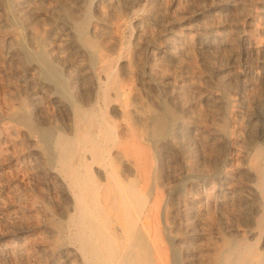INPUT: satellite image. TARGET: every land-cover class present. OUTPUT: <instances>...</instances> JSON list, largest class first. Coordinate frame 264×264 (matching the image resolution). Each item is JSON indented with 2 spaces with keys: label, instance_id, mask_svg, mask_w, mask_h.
<instances>
[{
  "label": "rangeland",
  "instance_id": "1",
  "mask_svg": "<svg viewBox=\"0 0 264 264\" xmlns=\"http://www.w3.org/2000/svg\"><path fill=\"white\" fill-rule=\"evenodd\" d=\"M39 58L82 105L115 72L110 119L160 196L168 264L262 261L264 0H0V264H83L40 139L74 117Z\"/></svg>",
  "mask_w": 264,
  "mask_h": 264
},
{
  "label": "bare ground",
  "instance_id": "2",
  "mask_svg": "<svg viewBox=\"0 0 264 264\" xmlns=\"http://www.w3.org/2000/svg\"><path fill=\"white\" fill-rule=\"evenodd\" d=\"M39 59L44 78L54 83L57 92L70 102L74 117L71 133L54 135L46 129L40 139L54 145L56 167L72 195L67 224L70 227L69 237L82 263L168 264L157 219L160 196L145 193L131 178V172H134L141 181L145 179L144 162L141 163V154L137 153V149L131 150L129 143L127 145V141L119 136L116 125L110 119L109 103L113 100L110 91L118 88L115 72L109 70L107 80L98 82L96 102L82 105L71 100L73 92L51 63ZM114 148L118 151L116 157ZM118 165L123 169L120 170ZM164 214V223L168 227L166 209ZM176 257L174 254L173 260L178 264ZM255 264H264V258Z\"/></svg>",
  "mask_w": 264,
  "mask_h": 264
}]
</instances>
